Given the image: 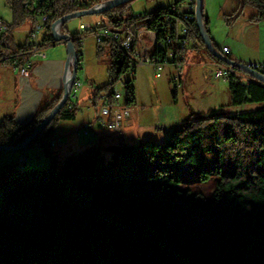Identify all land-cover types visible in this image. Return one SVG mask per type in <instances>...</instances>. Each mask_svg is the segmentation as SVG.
Listing matches in <instances>:
<instances>
[{
	"label": "trees",
	"instance_id": "16d2710c",
	"mask_svg": "<svg viewBox=\"0 0 264 264\" xmlns=\"http://www.w3.org/2000/svg\"><path fill=\"white\" fill-rule=\"evenodd\" d=\"M105 1L4 0L12 21L4 23L7 29L0 31V44L6 45L13 29L27 23L32 27L35 16L41 15L48 16L39 34L41 45L63 42L52 36L55 21ZM133 1L95 15L102 26L134 31L133 45L138 30L153 31L162 44L153 49V55L161 59L170 48L181 52L189 42L195 45V40L206 45L196 18H185L180 11L195 0H171L140 13L134 11ZM239 1L240 7L250 4L257 9L249 17L251 22L264 20V0ZM238 17L227 18L228 23ZM72 19L61 24V31L73 39L79 70L86 33L71 32L67 23ZM203 24L210 33L204 8ZM182 26L187 27L186 35L180 33ZM180 36L186 39L183 46L176 45ZM96 44L98 58L105 54L108 58V81L98 87L95 97L124 76L123 105H132L135 68L127 51L109 38ZM29 50L30 43L17 46L12 59L24 61ZM207 52L214 62L223 63ZM251 77L246 82L234 73L229 75L233 106L264 101V83ZM63 93L26 123L5 116L0 122V145L21 143ZM112 102L109 93L108 103ZM78 109L70 94L26 148L37 143L53 146L52 136L60 122L74 119ZM209 155L213 166L205 168ZM13 165L9 156L0 162V175L10 171L0 184V264H264V108L201 115L162 140L91 144L43 168L11 169ZM186 167L199 173L202 182L216 176L210 196L182 186ZM194 213L209 223L207 229L186 223ZM245 223L253 231H246Z\"/></svg>",
	"mask_w": 264,
	"mask_h": 264
},
{
	"label": "crops",
	"instance_id": "0c3cea01",
	"mask_svg": "<svg viewBox=\"0 0 264 264\" xmlns=\"http://www.w3.org/2000/svg\"><path fill=\"white\" fill-rule=\"evenodd\" d=\"M92 15L81 16L75 22L70 20L67 27L71 32H76L81 23L93 24L100 21L97 15ZM0 21L3 24L7 22L3 18ZM75 23H77L78 29H76ZM22 28L26 35L24 42L19 43L16 35ZM30 29V24L18 27L9 33L6 45L0 44V122L5 116L11 115L17 122L26 123L39 108L50 104L64 91V75L69 54L64 41L44 44V56L38 54L31 56L28 75L25 76L19 72L16 66L18 62L12 58L15 56L14 51L17 46L30 43ZM138 31L136 48L150 47L153 42L151 32L145 29ZM231 32L233 41H226L223 44H218L216 37L211 33L209 35L213 44H216L220 49L223 45L230 48V52L227 54L232 59L245 62L264 61V20L251 22L246 18L241 27H238L237 30L233 29ZM81 45L82 68L78 70L77 74L82 72L91 84H84L82 81V86L75 98L79 107L75 118L60 122L52 136V139L55 140L53 146L47 147L42 143H37L27 147L24 151H8L0 154L2 160L7 156L12 158L15 168L27 164L36 166L35 163L38 161H41L39 163H50L52 160L61 161L69 153L77 152L91 144L107 145L115 143L119 139L126 142H137L144 139L162 140L171 130L181 126L185 121L195 118V111L208 115L214 111H230L232 113L235 111L234 109L239 108V106L231 107V96L227 102L218 101L217 94L220 87L208 81L215 62L208 54L207 46L199 40H195V45L189 42L183 51L184 67L180 79L174 78L175 69L172 66H166L164 74L162 73L160 76L161 78L164 76V78L158 80L160 82L153 86L155 94L154 96L152 94V101L154 100L155 110L145 107V104L138 105L139 93L135 81L137 83L139 68H143V73L151 71L153 77H160L155 76L154 69L150 65L139 66L135 70L133 81L136 100L130 105L131 113L122 118L121 131L117 132L97 125L94 123V119L101 105V93L97 98L95 93L98 87L108 81V78L102 80L103 82L99 80L100 71L104 73L103 75L108 74V63L102 64L99 59L94 61L89 58L92 54H96L97 44L92 35H85L81 40ZM106 59L108 58L106 57ZM226 85L228 89L227 81ZM210 94H215L216 98V102L211 107L207 103V96ZM121 102L123 99L113 100L112 104H121ZM188 102H191L195 109H191ZM86 124H90L87 133L79 135L77 130L84 128ZM31 150L35 153L34 156H29ZM22 153L25 159L18 164L16 161Z\"/></svg>",
	"mask_w": 264,
	"mask_h": 264
},
{
	"label": "built area",
	"instance_id": "2783aa9c",
	"mask_svg": "<svg viewBox=\"0 0 264 264\" xmlns=\"http://www.w3.org/2000/svg\"><path fill=\"white\" fill-rule=\"evenodd\" d=\"M196 0L191 4H186L181 7L180 11L183 10L185 13V18L194 17L195 18V11H196ZM48 19L47 15L35 16V22L29 31V38H30V50L28 53V57L20 62L17 63V67L19 72L22 75H28L29 67L31 65V56L36 54L40 56H44V48L41 45L39 34L42 30L43 23ZM7 29V26L0 21V31H4ZM59 32L61 31V24L57 26ZM79 31L86 33L85 35H92L97 42L102 41L103 39H112L117 42L127 51L130 61L131 67H134L135 70L139 66L150 65L155 72L156 77H160L162 72L164 71L166 66H172L175 69V79H180V75L182 73L184 67V53L183 51L179 52L176 48H170L167 51L166 58L161 59L153 55V49L156 47L162 46L161 43H157L156 35L153 31H150L153 37V42L150 47L143 46L141 49L136 48V45H133L134 42V31H116L110 29L109 27L102 26L101 23L98 21L96 23H81L79 25ZM139 31L136 32V37ZM180 33L182 35H186L187 27L182 26ZM84 35V36H85ZM83 36V37H84ZM176 45L183 46L186 44V39L184 36H180L178 39L175 40ZM135 43V42H134ZM221 52L223 54L229 53L230 48L226 45L221 47ZM235 60V59H234ZM239 61V60H236ZM243 63L250 66L252 69L264 73V61H256V62H245ZM14 65V66H15ZM215 66V76L223 81H227L228 77L231 73L236 74L239 78L243 81L249 82L251 79V74L247 71L243 70L242 68L237 67L236 65H230L225 62L223 63H216ZM131 69V68H130ZM124 76L119 82H116L109 90L105 91L101 95V105L99 107L98 113L94 119V123L100 126H105L113 131H121L122 128V118L124 116H128L131 113L130 106H124L123 102L121 104H109L108 103V95L109 93L112 94V99L114 101H119L123 99L124 94L123 92L116 89L117 84H122ZM82 86V80L77 77L75 80L72 88L71 94L72 97L75 99L77 97V93ZM123 87V86H122ZM90 124H86L84 128L78 129V134H86L87 128ZM54 144V142H52ZM25 159L23 155H21L18 159V163L22 162Z\"/></svg>",
	"mask_w": 264,
	"mask_h": 264
},
{
	"label": "rangeland",
	"instance_id": "374dc122",
	"mask_svg": "<svg viewBox=\"0 0 264 264\" xmlns=\"http://www.w3.org/2000/svg\"><path fill=\"white\" fill-rule=\"evenodd\" d=\"M170 1L171 0H134L132 2V7L136 13H140V12H143L145 10H150L153 7L166 5ZM240 6L241 5H240L239 0H203L204 12L209 17V31L212 35H214L216 37L217 41L219 42L218 44H220V43L223 44L226 41L232 42L233 41V34L231 31L233 29L237 30L238 27H241V25L244 23V20L246 18L249 20L250 14L252 15V14H255L257 12V9L253 6H251L250 4H246L243 7H240ZM94 15L95 14H93L92 16H94ZM236 15H239V17L236 20H234L232 23L231 22L228 23L227 18L234 17ZM1 18L6 20L7 22L12 21L11 10L8 6L5 5L4 0H0V20H1ZM72 20L75 22V21H77V18H74ZM261 21H263V20H261ZM27 24H24L22 26H25ZM75 25L77 26L76 29H78L77 23H75ZM17 28H15V29H17ZM24 28L20 29L16 35L17 41L19 43H23L25 40L26 33L24 31ZM15 29H13V30H15ZM145 36H147V33H145ZM87 43H89V41H87ZM95 43H96V40H95ZM215 47L217 48L218 46H215ZM95 53H96V51H95ZM89 58L90 59L92 58V60H94V61H96V59H99L97 54H92L91 56H89ZM99 61L102 64L107 63L108 59H106V54L102 58H100ZM142 69L143 68L138 69L139 76H138L137 83L135 81V84L138 86V93H139L138 94L139 95L138 96V98H139L138 99V105L145 104V107L147 106V107L155 110L156 107L154 106V103H153L154 100L152 101V98L155 94L153 86L156 83L160 82L158 80L163 79L164 76H162V78L161 77L155 78L152 76L151 71H147L148 73H143ZM162 73L164 74V72H162ZM99 74H100L99 80H101L100 82H103L102 80H106L108 78L107 73H105V75H103L104 73H102L100 71ZM78 76L84 82V84L90 83V81L83 76L82 72H79ZM208 81L210 83L216 84L218 87H220L219 92L217 94L218 101L219 102H221V101L227 102L230 94H229V91L227 89L226 81H223L222 79H219L215 76V66L212 67V73H210ZM115 87L117 90L121 91V93L123 92V94H124V89L122 87V84L119 83ZM152 94H153V96H152ZM214 95L215 94H210L207 96L208 97L207 103H209L210 107H211V105L213 106L214 103L216 102V98L214 97ZM188 104L190 105L191 109H195V106L191 102H188ZM136 106H137V104H136ZM231 107L236 108V106H233V105H231ZM254 108H264V101L259 102L258 104L240 105L239 108L234 109V110L235 111H245V110H250V109H254ZM226 110H228V109H226ZM220 113H222V111H214V112L209 113V114L215 115V114H220ZM194 114L196 117L204 115L202 113H198L197 111H195ZM25 149L18 150V151H24ZM4 152L5 151H2V152H0V154L2 155ZM9 152H12V151H9ZM1 155H0V162L2 160ZM34 155H35V153L32 150L29 151V156H34ZM39 162H41V161H38V163H35L38 168H43V167L49 165V163H44V162L39 163ZM14 165H15V163H14ZM14 165L12 166L11 169H13L15 167ZM31 166L32 165L27 164L24 166L21 165L18 168H28ZM212 166H213V158H211V155H209L207 162L205 164V168H212ZM9 172L10 171H5L3 174L0 175V184H2L9 177ZM182 174H183V178L185 179L184 183L182 184L183 187L190 186L192 189H199V190L203 191L207 196L211 195V190L213 188L214 180L216 178V176L214 174L211 175V178L209 179V181H205V182L198 180L199 173L190 169L189 167L184 168L182 170ZM186 223L193 228H197V229H201V230L207 229L209 227V223L199 213H194L186 221ZM243 227L246 231H253V229L251 227H249L248 224H246V223L243 225ZM255 233L257 234V232H255ZM258 235L261 237V239H263V236H261L260 234H258Z\"/></svg>",
	"mask_w": 264,
	"mask_h": 264
},
{
	"label": "water",
	"instance_id": "95a60500",
	"mask_svg": "<svg viewBox=\"0 0 264 264\" xmlns=\"http://www.w3.org/2000/svg\"><path fill=\"white\" fill-rule=\"evenodd\" d=\"M130 0H108L104 3L94 5L89 9L80 10L71 14L66 15L65 17L58 19L53 24L52 29V36L60 41L63 40L66 43L67 50H68V58L66 61V70L64 75V93L61 97V99L58 101L57 104H55L52 109L49 111V113L42 119L41 123L18 145H0V152L5 151H18L26 148V146L33 140V138L36 136L38 132H40L42 129H44L48 123L54 118L56 113L61 109V107L65 104L67 101L69 95L71 94V88L77 79V62H78V54L74 47L73 39L71 38V35L69 33L59 32L57 29V26L62 24L64 21L72 18H79L84 15L89 14H96L99 13L107 8L115 7L121 3L128 2ZM196 11H195V18L197 25L201 31L202 38L207 46V48L210 50V52L223 62L230 64V65H236L239 68H242L243 70L247 71L249 74H251L255 79L261 81L264 83V73L257 71L255 69H252L247 64L243 63L242 61H236L226 54H223L219 49L215 47L213 44L209 33L204 27L203 24V0H196ZM236 264H242L241 262H236Z\"/></svg>",
	"mask_w": 264,
	"mask_h": 264
},
{
	"label": "clouds",
	"instance_id": "9594fccd",
	"mask_svg": "<svg viewBox=\"0 0 264 264\" xmlns=\"http://www.w3.org/2000/svg\"><path fill=\"white\" fill-rule=\"evenodd\" d=\"M227 55V54H226ZM228 56V55H227Z\"/></svg>",
	"mask_w": 264,
	"mask_h": 264
}]
</instances>
